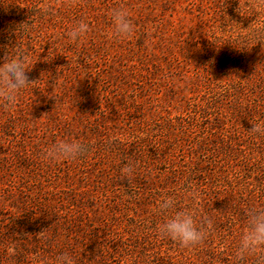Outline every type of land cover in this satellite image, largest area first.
I'll list each match as a JSON object with an SVG mask.
<instances>
[{"label":"rangeland","instance_id":"374dc122","mask_svg":"<svg viewBox=\"0 0 264 264\" xmlns=\"http://www.w3.org/2000/svg\"><path fill=\"white\" fill-rule=\"evenodd\" d=\"M17 54L30 83L0 99V264H264L236 254L264 209V0H0V63ZM68 139L78 160L44 159ZM181 210L197 245L158 232Z\"/></svg>","mask_w":264,"mask_h":264},{"label":"clouds","instance_id":"9594fccd","mask_svg":"<svg viewBox=\"0 0 264 264\" xmlns=\"http://www.w3.org/2000/svg\"><path fill=\"white\" fill-rule=\"evenodd\" d=\"M111 21L114 25V36L117 38H128L134 32L133 24L127 10L122 8L111 11ZM88 31L87 23H76L68 37L73 40L81 39ZM25 62L17 54L14 58H3L0 63V99L8 105L16 102L21 90H24L30 83L26 75ZM250 132L264 134V125L252 123ZM85 145L77 139L61 140L45 149L44 159L50 163L62 161H76L85 152ZM175 201L165 197L157 201L156 211L166 213L172 209ZM248 227L240 237L236 248L239 258L255 256L258 250L264 249V209H254L248 214ZM194 214L191 210L175 211L170 217L159 225L158 232L161 237H166L178 242L181 247H191L199 244L206 236L205 231L198 227L194 221ZM55 264H74V260L67 254H60L56 257Z\"/></svg>","mask_w":264,"mask_h":264}]
</instances>
